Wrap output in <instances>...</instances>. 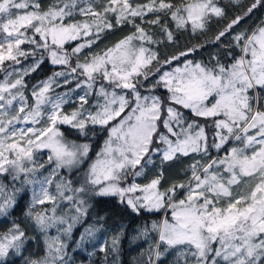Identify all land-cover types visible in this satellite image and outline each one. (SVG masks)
I'll return each mask as SVG.
<instances>
[{"label": "snow or ice", "instance_id": "1", "mask_svg": "<svg viewBox=\"0 0 264 264\" xmlns=\"http://www.w3.org/2000/svg\"><path fill=\"white\" fill-rule=\"evenodd\" d=\"M240 4L0 0V264H74L70 245L89 243L100 264H120L123 225L110 240L97 237L103 225L73 237L96 197L159 214L132 237L141 242L132 264H264V20L241 24L264 0L228 20L211 41L224 51L207 61L196 59L201 43L160 52ZM127 26L112 46L84 51ZM45 60L59 70L29 87ZM97 126L107 138L93 157ZM184 158V175L166 178ZM28 191L21 222L14 213ZM41 237L43 254L26 256Z\"/></svg>", "mask_w": 264, "mask_h": 264}, {"label": "trees", "instance_id": "2", "mask_svg": "<svg viewBox=\"0 0 264 264\" xmlns=\"http://www.w3.org/2000/svg\"><path fill=\"white\" fill-rule=\"evenodd\" d=\"M49 3V0H42V3ZM222 3H226V0H222ZM251 3V0H241V4L239 7L228 5L227 19L217 22L213 20L212 24L209 27V31L201 35L199 37H192L188 33H178L177 41L178 43L173 46H169L167 48L161 46L160 52L162 56H169L178 51L184 49L185 47H190L192 44L201 43L204 44L205 47L200 49V51L196 54L197 60H205L207 61L209 55L212 53L223 52L224 48L217 46L211 41L213 40L215 34L220 31L224 25L234 16L242 15L245 7ZM261 20H264V8L257 9L251 15V18H246V21H242L241 24L246 29H251L256 24L260 23ZM122 31L119 33V31ZM130 31V26L125 28H117L113 31L104 35V37L97 43L100 45L105 38L107 37L110 44L114 41L122 39L125 35H127ZM105 43V42H104ZM228 41L225 39V44ZM72 45H66L67 48H71ZM56 66L51 65L47 60L45 63L41 65V68L32 73L30 77H26V81L31 85L36 84L38 81L44 80L47 77L52 75L54 70H57ZM59 70V69H58ZM1 75V74H0ZM71 87V86H69ZM57 90H65V89H57ZM91 127V126H90ZM62 131L65 132L66 137L73 139L76 142H83L84 137H81L77 134L76 130L70 129L68 127L61 126ZM107 138L106 130H101L98 126L95 128V131L90 136V142L93 145V151L90 153L91 156H95V153L100 150L103 145L104 140ZM23 195V194H22ZM27 195L24 196L20 201L19 207L15 210V217L23 222L24 221V212L27 211ZM92 207L89 208L88 215L83 219L81 223H78L74 229L73 237L78 238L79 235L84 231L85 228L96 225H103L101 228V232L97 233V237H104L110 240L111 236L115 234V232L119 231L120 225H123L124 235L121 239L120 243V264H132L133 258L137 257L139 252L140 241L133 242L132 237L136 235L137 231L145 224L151 223L153 220L159 218V214H143L141 216H137L131 213L130 210L126 209L123 205L117 203V198L115 197H96L92 200ZM99 217H103V219H99ZM5 225L0 223V230H3ZM30 234H33L28 228ZM27 247V252L25 255L31 256H39L43 254V245L40 241L36 243L35 241L31 242ZM74 245H70L69 254L72 257L74 264H100V261L103 258V253H99V251H95L94 255H89V253L94 252L95 246L92 243L86 244L83 249H77L76 251H72L71 249ZM18 259V258H17ZM111 259V257H109Z\"/></svg>", "mask_w": 264, "mask_h": 264}, {"label": "rangeland", "instance_id": "3", "mask_svg": "<svg viewBox=\"0 0 264 264\" xmlns=\"http://www.w3.org/2000/svg\"><path fill=\"white\" fill-rule=\"evenodd\" d=\"M50 1V0H49ZM48 4V2L44 3V5L46 6ZM122 32L121 30L119 31V33ZM118 41V40H117ZM105 42V43H104ZM109 42H111L110 40L107 39V37L105 38V41H103L100 45H94L92 49H85L84 51L85 52H100L102 51L104 48L106 47H110L112 46L116 41H114L112 44H110ZM83 55V53L81 54ZM25 63H28V61H26ZM58 70V69H57ZM2 75V74H1ZM47 79V78H46ZM45 80V79H44ZM66 90V89H65ZM59 91V90H57ZM60 91H64V90H60ZM76 105H66L65 108L66 110L68 111H71V109L73 107H75ZM64 127H67V126H64ZM99 127V126H98ZM75 130V129H74ZM67 139L69 140H73V139H70L69 137H67ZM79 143V142H78ZM187 163H188V159L187 158H184V162L181 163V162H175L174 166L170 168V170L168 172H166V178H168L169 180H172V179H179L181 178L183 175H184V172H183V169L187 167ZM76 179H79V177H76ZM143 179V178H141ZM30 201H31V192L28 191L27 193V200H26V204H27V209H28V206L30 204ZM44 207H50V205H44V206H41V205H37V209H41V208H44ZM30 228V231H32L31 227ZM50 234L51 235H55L56 232H55V229H52L50 231ZM34 235H40L39 233H34ZM42 242V245H43V237H41V240ZM99 242V240L97 241V243ZM95 251H98V249H95Z\"/></svg>", "mask_w": 264, "mask_h": 264}]
</instances>
